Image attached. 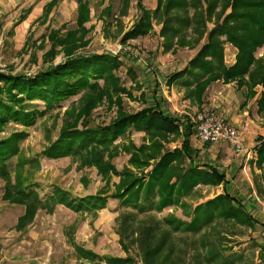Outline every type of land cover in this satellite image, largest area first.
<instances>
[{
  "label": "rangeland",
  "instance_id": "obj_1",
  "mask_svg": "<svg viewBox=\"0 0 264 264\" xmlns=\"http://www.w3.org/2000/svg\"><path fill=\"white\" fill-rule=\"evenodd\" d=\"M49 1L0 0V72L34 76L63 63L69 54H104L119 64L114 73L120 78L117 84L122 91L113 95L102 91L103 98L95 90L80 91L51 111H46L41 99H26L31 102L28 109L40 110L36 122L27 126L11 120L0 132L1 136L24 132L19 152L10 164L12 172L0 176V264H264L258 243L262 232L258 230L220 226L224 221L215 220L213 225L200 227L203 233L199 235L190 232L196 227V223L190 222L197 205L222 192L221 187H199L195 195L183 199L182 205L167 207L161 213L155 206L147 208L148 204L141 212L140 200L136 206L128 201L134 176L142 181L140 187L144 189L151 166L160 158L140 168L131 162L136 147L148 143L147 133L134 125L113 129L115 142L104 147L107 149L101 163L120 172L130 170L133 177H124L115 170L104 174L94 164L96 154L103 147L96 144L110 141L112 127L122 120L127 122L129 115L160 105L162 97L161 104L170 115L194 124L197 112L203 107L197 106L201 102L197 98L190 97L194 103L184 98L183 93L188 96L195 86L188 85L193 80L191 71H187L190 76L186 72L183 77L177 76L173 89H168L170 77L189 67L191 59L211 41L209 35L214 29L230 27L231 35L237 40L256 36L249 25L246 31L239 30L245 23L246 12L264 19V0H82V4L88 3L91 12V20L83 27L78 24L79 0H61L53 17L47 21L37 19ZM30 6L33 10L29 17L12 28L22 11ZM178 27H185V31L172 34L171 29ZM56 29L69 36L52 43L48 34ZM130 31L136 35L127 40L125 36ZM214 42H221L213 46L223 47L225 62L231 66L238 49L227 35ZM260 54L264 57V46L257 56ZM100 83L102 86L103 80ZM7 84L2 81L0 87L5 89ZM220 91V97L228 96L238 104L235 89L231 95L229 88ZM204 105L212 106L231 120L223 109L224 104L216 107L208 101ZM249 111L241 118L243 123L239 128L245 132L246 147L254 146L255 137L264 133V118L254 108ZM246 120H250L249 124ZM64 130H70L74 136L69 147L73 151L61 157L47 156V150L56 152L54 156L60 154ZM190 130L191 126L186 132ZM84 135L86 142L80 143ZM190 136L194 148L203 145L195 132ZM183 139L185 136L179 135L163 140L162 155L182 148ZM86 145L91 148L82 151ZM230 148L211 144L207 151L201 150V160H208L213 154L212 162L227 172L235 189H239L240 198L247 204L252 201L257 210L264 211V196L254 202L256 195L248 192L250 182L246 179L247 173L251 174L250 160L255 150L248 161L251 149L244 157L243 151ZM24 193L33 196L37 203L44 202V207L38 208L25 227L26 206L18 204L16 199L26 196ZM57 196L74 202L91 198L90 203L97 201L98 205L89 211L76 212ZM32 200L23 198L30 204L34 203ZM51 204L53 207L49 209ZM169 217L183 222L181 230L176 232L174 224H165L164 219ZM200 238L206 243H201Z\"/></svg>",
  "mask_w": 264,
  "mask_h": 264
},
{
  "label": "trees",
  "instance_id": "obj_2",
  "mask_svg": "<svg viewBox=\"0 0 264 264\" xmlns=\"http://www.w3.org/2000/svg\"><path fill=\"white\" fill-rule=\"evenodd\" d=\"M60 1L61 0H53L49 3L47 18L50 16L52 9L58 5ZM79 2L78 24L80 27H83L86 22L91 20V12L87 2L83 4L82 0H79ZM244 18L245 23L241 25L239 31H246L245 27L249 25L256 36H248L244 39L237 40L231 35L229 31L230 27H220L212 30L209 35V40L211 41L197 52L196 56L191 59V64L187 69L181 70L170 77L168 81L169 85L176 81L177 76L183 77L185 72L187 74V71H191L189 73L191 77L193 76V80L189 82L188 85L193 84L195 86L193 91L190 92L191 94H188L187 97L189 98H197L198 101L202 100L209 85L212 82L222 79L225 82L237 81L241 89L247 90L248 98H254L257 94L256 88L258 86L264 88V57L257 56L258 50L264 46V19L256 18V14L253 12H246ZM22 19H25V16H23ZM147 20L148 18L146 21ZM184 28H173L171 29L173 30L172 34L177 35L182 33L185 31ZM135 33L136 32L131 33L130 31L126 34L125 38L128 40L130 37H134L136 35ZM222 35H227L229 42L238 49L236 61L231 66L225 62V50H223V47L213 46L214 43H218V45L221 44V42L214 41ZM68 36V34L63 35L61 30L56 29L50 31L48 39L53 41L52 43H55L57 40L63 41L64 38ZM196 39L199 40V37ZM183 45L185 44L183 43ZM116 69H119V64L116 61L112 62V59L108 56H104V54H92L87 56L69 54L68 58L63 63L57 64L52 68L41 70L34 76L11 75L0 72V82L6 81V83H9L4 86L5 89L0 87V132L3 131L4 127L6 128V125L11 120L20 121V123L27 126L36 122L38 118L37 114L40 113V110L28 109V107L31 106V102L26 101V99H41L45 102L46 111H51V109H54L57 105L58 107L60 104L62 106L63 102H66L70 97L76 95L80 91L83 92L86 90L88 93L91 90H95L98 92L100 98L104 97L102 91L112 95L113 93H119L122 90L120 85L117 84L120 78L114 73ZM187 75L190 76L189 74ZM101 80H103L102 86L100 83ZM258 103V111L264 114V90L262 91ZM122 119H124V116ZM131 125H134L137 130L144 131L148 136V143L136 147L131 162L138 168L147 167L151 164L152 160H157L160 156L150 174L149 181L143 186L145 187L144 189L140 187L142 181H138L132 171L127 170L120 172L109 164L101 165L103 162L102 159L106 153L105 149H107L104 147H108L109 145L111 147L115 142L116 138H114L115 134L113 129L117 131V127L119 126L126 129V127ZM190 126L191 130L186 132ZM194 132L196 133L195 123L190 125L189 122H184L173 117L167 114L163 107L156 104L136 114L129 115L127 122L122 120L117 126L115 125L112 127L110 131V133H112L110 141H100L96 144L99 148L103 147L96 154L97 157L96 160H94V164H98L99 169L102 170L104 174H108L110 170H115L117 173L124 175V177L131 178L134 176L135 179L131 183L133 186L129 190L128 201L132 202L135 206L141 201V212L146 210V204H148L147 208L151 209L155 206V209L161 213L167 207L182 205L183 199L192 197L196 194V187H198L199 184L217 186L225 180V175L215 168H201L189 162V159L195 152L191 146L192 138H190V135H193ZM23 133L24 132H15L7 136L0 135V176L6 177L12 172L10 164L12 159L19 152L20 143L24 139ZM179 135L185 136L182 148L176 150L174 153L168 152L162 155L164 147L163 140L169 141L173 136L177 137ZM73 137L70 130H64L62 132L63 142L60 146V154L54 156L55 154L53 153L56 152L47 150L46 155L50 157H61L73 151L69 148L74 140ZM260 141L261 146L259 148V153L261 159L264 160V138L261 137ZM83 142H86V135L80 140V143ZM55 146H59V144ZM89 147L91 148V145H86L82 151H86ZM19 191L23 193L22 191L24 190L21 189ZM142 192L143 194L140 195ZM24 194L26 195V193ZM32 197L26 195L16 198L18 204L26 206L24 219L22 218L25 221L24 227L35 217L38 208L44 207V202L37 203V201L32 200ZM57 197L62 200L61 196ZM23 198H30L34 203L30 204L29 202H24ZM90 199L91 198L79 199L76 202L72 199H65L61 202L76 212H82L89 211L94 206L98 205L97 201L90 203ZM97 199L98 198H96V200ZM50 201L51 203L54 202L51 198ZM51 207H53L52 204L49 209ZM129 216L133 219L137 218V215ZM191 219V225L196 223V227L191 228L192 230L190 231L194 235H199L202 232L203 229L200 227L203 225H213L215 220H223L224 224L221 223L220 226L228 225L229 228L232 226H240L252 231L257 229L256 220L253 215L248 212L242 202L228 192H224L215 198L208 199L197 205L194 210L193 218ZM164 220L165 224H174L176 232L181 230L180 223L183 222H178L177 218L169 217ZM214 230H216V228ZM203 235H206V232ZM200 242L206 243L204 240H201V238ZM155 254L157 255V253Z\"/></svg>",
  "mask_w": 264,
  "mask_h": 264
},
{
  "label": "crops",
  "instance_id": "obj_3",
  "mask_svg": "<svg viewBox=\"0 0 264 264\" xmlns=\"http://www.w3.org/2000/svg\"><path fill=\"white\" fill-rule=\"evenodd\" d=\"M52 1L53 0H50L49 2H47L44 5L42 13L37 19L40 18V19H43L44 21H47L51 17H53V12L56 9V7L60 4L61 1L59 2L58 5H56L52 9L50 16L47 18V8H48L49 3H51ZM33 6H30L29 8H26L25 10L22 11V13L19 15V18L14 22V25L12 28L15 29L16 26L20 25V23H22L24 20H26V18L29 17V15L31 14V12L33 10ZM23 16H25V19H22ZM1 29L2 28L0 27V33L2 32ZM10 31H9V33H10ZM235 57H236V54L234 55V58ZM258 57H263V56H262V54H260ZM235 61L236 60L234 59L232 61L233 63L231 65H233L235 63ZM176 82H178V81H175L171 85H169V83H168V87H169L168 89H171V87L173 89L175 87ZM221 88H223L224 91L225 90L227 91V88H229L230 89L229 95H231V93L233 92V89H235V91L237 92L236 94L239 95V100H238L239 102L237 101L238 104H236V100L229 99L228 96L220 97L219 94H221V91L220 92H218V91ZM260 88H262V89L260 90ZM263 90H264V88L262 86H258L256 88V92H257L256 96L254 98L250 99L247 96V90L241 89L239 87V84L237 81L225 82L222 79V80L212 82L209 85V87L207 88V90L205 92L204 97L202 98L201 102L197 106L198 107L208 106V105H204L208 101H210V103H212V105L216 106V107L220 106L221 104H224L223 109L225 110L226 115L229 114L228 116H229V118H231L230 121L239 129V128H242L240 126L241 121L243 123V120H241V118L244 119L247 116V114L250 113L249 109L254 108L256 113L261 118H264V114H262L258 111L259 110L258 101L261 98ZM183 95H184V98L186 99V101L194 103L192 101V99H190L189 97H187L185 95V93H183ZM162 99H163V97L159 99L160 100V106L163 107V109L167 112V114H169L166 107H164V105L161 104L162 103L161 101H163ZM224 99H226V100H224ZM237 106H238V108H237ZM249 122H250V120H248V121L246 120V124H249ZM244 128L246 129L247 127H244ZM246 130H248V128ZM240 132L242 133V138H243V142H244V146H245V150H243V152H242V153H245L244 157H245L246 153L251 149V152L249 153L248 161L251 159V157H252L251 155L253 154V151L255 150V156L252 158V160H250V162H251L250 163V173L251 174L249 175L247 173L246 179L248 177V180L250 182V184L248 186L249 187L248 192H251V194L254 193L256 195L255 196L256 198H253V200H254V202L257 203V199L259 200L260 196H264V185H263V181H264V160L261 159V156L259 153L260 152L259 148L261 146L260 138L261 137L264 138V133H260V134H258V136L255 137L256 143L254 146L249 145L248 147H246L247 145H246V135L244 134L245 132H243L241 130H240ZM183 142H184V139H183ZM183 142H182V145H183ZM202 144L203 145L199 146V148H194L192 141H191L192 149L195 152L192 155V157L189 159V162L193 163L195 166H199L201 168L213 167L216 170H218L220 173L225 175V180L217 186L199 184L198 187H196V190H198L199 187H202V186H204V187H215V188L221 187L222 192L216 194L214 197H216V196H218L224 192H228L231 195H233L234 197H236L240 202H242L244 204V206L246 207V209L248 210V212H250V214H252L256 220V228L257 229L255 231L258 230V231L262 232V233H259V238H258L259 242L258 243L261 245L260 251L264 254V211L263 210H260V211L257 210L252 201H251V203L247 204L246 201H244L243 199L240 198L241 193H240L239 189H235V186L233 185V180L228 178L227 172L225 170L221 169L220 167L218 168L217 165H215V163L212 162L211 156L213 154L211 156H209L208 160H201V156H200V154L202 153L201 150L203 152L207 151L208 146L211 145V144L209 145V144H205V143H202ZM219 145H227V146L231 147L230 148L231 150L234 149V147L227 142L220 143ZM215 146H217V145H215ZM225 147L226 146H224V148ZM224 148H223V151L225 150ZM226 150H228V149H226ZM235 152H236V150H235ZM152 162H154V160H152ZM153 168H154V166H151L150 173L152 172ZM214 197H212V198H214ZM212 198H207L206 200L212 199ZM259 229H261V230H259Z\"/></svg>",
  "mask_w": 264,
  "mask_h": 264
},
{
  "label": "built area",
  "instance_id": "obj_4",
  "mask_svg": "<svg viewBox=\"0 0 264 264\" xmlns=\"http://www.w3.org/2000/svg\"><path fill=\"white\" fill-rule=\"evenodd\" d=\"M197 138L205 144L227 142L238 152L244 150L240 130L212 107L201 108L194 118Z\"/></svg>",
  "mask_w": 264,
  "mask_h": 264
}]
</instances>
